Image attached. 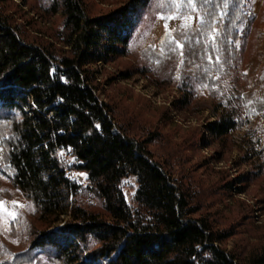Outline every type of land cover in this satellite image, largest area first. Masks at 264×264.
Wrapping results in <instances>:
<instances>
[{"label": "trees", "instance_id": "16d2710c", "mask_svg": "<svg viewBox=\"0 0 264 264\" xmlns=\"http://www.w3.org/2000/svg\"><path fill=\"white\" fill-rule=\"evenodd\" d=\"M12 2L0 0V174L32 204L34 221L13 222L11 233L24 247L0 264H264V244L244 258L222 247L228 231L198 215L192 189L155 160L152 140L131 137L98 93L96 67L128 55L142 14L152 9L169 16L184 2L129 0L92 16L85 0H51L45 12L64 19L56 42L43 41L39 31V39L29 41L26 24L16 21L19 11L7 10ZM197 9L204 24L184 36L187 66L206 61L203 37L221 12L233 30L244 19L239 0L226 8L223 0L206 6L197 0ZM28 25L38 22L31 18ZM232 35L239 40L238 32ZM182 97L187 104L189 94ZM235 128L234 117L225 114L206 129L222 141ZM61 153L75 158L70 166ZM69 171L86 174L88 185L77 184ZM129 178L137 184L133 207L123 190ZM7 195L0 191V199Z\"/></svg>", "mask_w": 264, "mask_h": 264}, {"label": "rangeland", "instance_id": "374dc122", "mask_svg": "<svg viewBox=\"0 0 264 264\" xmlns=\"http://www.w3.org/2000/svg\"><path fill=\"white\" fill-rule=\"evenodd\" d=\"M50 1L10 3L7 10L19 11L16 21L26 24L24 32L29 41L39 39L38 31L45 42L61 38L64 19L60 12H45ZM128 1L85 3L88 13L95 16ZM239 1L244 12L241 25L233 30L227 12H221L208 36L203 37L206 61L187 66L184 36L189 30H198L204 19L197 8L193 11L186 3H179L178 10L169 16L147 9L128 55L96 68L100 72L98 93L114 109L118 123L131 137L152 140L149 150L155 160L174 180L192 189V202L201 205L198 215L210 216L214 229L228 231L222 247L244 258L264 244V0ZM20 15L25 16L20 20ZM31 18L38 26H27ZM232 32H238L239 40H233ZM57 49H61L60 44ZM121 73H127L128 79H122ZM204 73L208 74L206 79L200 80ZM183 91L189 94L187 104H182ZM225 114L234 117L236 128L224 141L215 140L206 128ZM62 158L68 166L73 163L70 153L62 154ZM68 174L77 184L88 185L86 175L76 171ZM0 180L1 190L9 195L3 198L5 208L16 213L14 218L8 212L0 213L1 263L23 249L11 226L20 217L34 221V208L9 186L5 176L0 174ZM136 189L134 178L123 181L126 200L132 207ZM84 200L100 207L90 195Z\"/></svg>", "mask_w": 264, "mask_h": 264}, {"label": "snow or ice", "instance_id": "6c2138e0", "mask_svg": "<svg viewBox=\"0 0 264 264\" xmlns=\"http://www.w3.org/2000/svg\"><path fill=\"white\" fill-rule=\"evenodd\" d=\"M181 2H184L187 4V6L192 9L193 11L196 10L197 8V0H181ZM173 3L176 4V0H173ZM199 3L200 5L202 6H206V5H210L213 3V0H199ZM228 4H229V0H223V6L226 8L228 7ZM177 7H179V4H176ZM163 18V17H162ZM169 19L171 18H174V17H168ZM181 19H188V20H191L192 17L191 16H182ZM165 27L167 28V24L165 25ZM178 46L180 47H183L182 45H179V42H177ZM3 89V80H0V91H2ZM97 127H99L97 125ZM62 154V153H61ZM73 159H75L73 157ZM80 175H86L84 173H81ZM2 191V190H0ZM5 201L3 199H0V213H4V212H8V215L11 216V217H15L16 216V213L14 212H9L6 208H5ZM13 204H17L18 202L17 201H12ZM22 206V205H21ZM2 218V217H0Z\"/></svg>", "mask_w": 264, "mask_h": 264}]
</instances>
